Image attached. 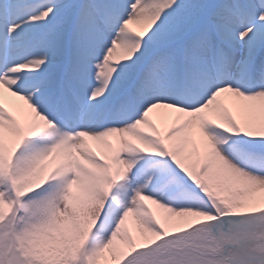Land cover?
<instances>
[{"label":"snow or ice","instance_id":"snow-or-ice-1","mask_svg":"<svg viewBox=\"0 0 264 264\" xmlns=\"http://www.w3.org/2000/svg\"><path fill=\"white\" fill-rule=\"evenodd\" d=\"M0 264H264V0H0Z\"/></svg>","mask_w":264,"mask_h":264}]
</instances>
